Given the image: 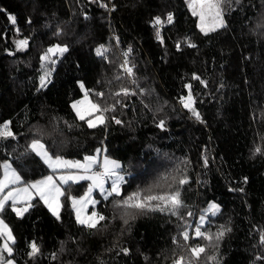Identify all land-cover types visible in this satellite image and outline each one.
<instances>
[{"label": "trees", "instance_id": "1", "mask_svg": "<svg viewBox=\"0 0 264 264\" xmlns=\"http://www.w3.org/2000/svg\"><path fill=\"white\" fill-rule=\"evenodd\" d=\"M100 2L108 0H0V124L11 122L15 134L14 139H0V165L11 163L22 181L31 183L47 174L28 148L34 138L42 139L53 156L70 160L82 161L102 147L125 166L124 197L166 174L171 183L179 167L189 178L181 190L186 205L181 215L191 225L190 237L209 201L220 205V213L208 217L206 229H232L220 241L218 253L207 248L199 264H211L207 256L214 254L221 264H264L255 259L264 255L259 243L264 230V154H252L256 146L264 150V29L257 28L264 22V0L233 3L225 17L229 27L208 36L197 28L186 0H111L114 11L100 7ZM169 12L174 23L161 28L162 44L151 21ZM184 38L197 47H187ZM20 39L29 41L23 51L16 49ZM54 44L67 45L69 51L59 57L51 83L38 91L40 55ZM99 45L110 49L112 63L96 55ZM129 47L139 87L151 94L120 97L127 106L107 113L105 126L90 129L71 107L84 95L78 82L105 92V106L114 103L110 93L121 87L138 92L127 78L114 79L121 72L122 52ZM193 73L207 87L193 80ZM188 84L203 123L180 102L189 94ZM113 115L123 123L116 124ZM161 119L164 129L157 127ZM38 130L44 134L38 136ZM85 187V182L75 184L72 194L81 195ZM95 197L96 211L109 217L97 229L77 223L67 198L61 200L60 220L39 199L23 217L8 205L2 218L16 239L15 264H172L176 256L191 255L172 242L177 236L184 244L179 236L184 221L157 211L137 214L125 226L118 216L112 219V198ZM32 241L40 252L29 258ZM189 244L208 242L190 239ZM122 248L129 249L127 255Z\"/></svg>", "mask_w": 264, "mask_h": 264}, {"label": "snow or ice", "instance_id": "2", "mask_svg": "<svg viewBox=\"0 0 264 264\" xmlns=\"http://www.w3.org/2000/svg\"><path fill=\"white\" fill-rule=\"evenodd\" d=\"M93 2H96V0H93ZM110 3L111 0H108V3L100 2V7L109 11H114L115 5L113 4L112 7L109 8ZM186 3L191 14L198 18L197 28L204 36H208L210 33L226 30L229 27L225 18L226 13L231 9L233 3L239 5L241 0H186ZM225 5H227V8ZM10 19L15 23L14 17H10ZM29 23H31V20H29ZM173 23L174 16L171 12L167 13L166 19H162L161 16L153 17L151 25L156 29V39L162 44L163 37L160 29L165 24L171 25ZM257 28L264 29V22L258 23ZM60 34L61 32L58 30L56 35L59 36ZM116 42L117 46H119V38H116ZM15 43L17 51H23L29 46L28 39H20ZM183 43L190 48L197 47L189 38H184ZM176 48L178 51L181 50V41L176 42ZM68 51L67 45L54 44L49 46L40 55L42 74L39 77L38 91L46 88L47 85L51 83V75L52 72L55 71V65L59 57H62ZM109 51L110 49L105 45H99L95 49L98 57L112 63V61H109L107 55ZM132 52L133 49L131 47L122 52L124 59L123 63L119 65L121 72L117 74L114 79L120 82L127 78L131 84L137 86L138 92L132 88L121 87L119 90L110 93L114 99V103L105 106L102 103L106 95L105 92H96L95 90L86 89L83 82H78L81 90L84 92V96L83 99L73 102L71 107L75 111L77 118L80 121H84L88 128L93 129L99 126H105L108 120L107 113H114L117 110V106L126 107L127 105L123 103L120 97L151 94L144 88L139 87L136 72L134 71L136 65L131 59ZM12 54L11 52L9 53V55ZM192 79L199 81L201 85L207 87V82L201 79L199 75L193 73ZM185 87L189 89V94L186 97H180V102L185 109H188L192 113L197 121L203 123L201 114L194 107L195 98L191 91L192 86L188 84L185 85ZM91 96L99 97L100 100H93L90 98ZM145 107H147V105H145ZM111 119L116 124L123 123L122 120L116 118L114 115ZM10 123L9 121H5L3 124H0V139H7L9 137L15 138V134L10 128ZM157 127L164 129L165 121L163 119L159 120ZM43 134V130H38V136H42ZM28 148L32 153H35L36 156L41 158L43 163L51 169L52 174L31 183H24L21 174L16 168L12 167L11 163L5 162L0 165V168L3 169V174L0 175V213L6 210L10 202L12 211L15 212L18 217H23L30 208L34 207L32 201L38 197L40 201H43L51 214L57 220H60V210L63 207L61 197H64L68 191V188H65V186L70 187L71 184L87 180L91 181V183L84 196L78 198L68 196L67 199L71 201L72 207L76 212L77 223L88 229H97L102 221L109 220V217L97 211H92L85 216L81 215L83 209L89 204L95 207V205L99 203V201L91 197L93 189H98L105 201L112 198L111 206L114 213L112 219L118 216L125 226L129 225L130 221L135 220L137 214L146 215L150 212L157 211L175 216L184 221V217L181 215V209L185 208L186 205L181 198V190L184 185L189 183V178L179 167L174 170L177 175H171V183L168 182L169 175L166 174L148 188L135 191L124 197L122 196L121 187L127 182L124 174L125 166L122 165L120 161L110 158L106 154V149L98 148L96 149V154L85 155L81 161L66 160L60 155L53 156L40 138H34L28 145ZM102 153L105 154L101 160L100 156ZM252 154L253 156L264 154V150H262L260 146H256ZM203 162L204 166L207 167L208 160L206 157ZM182 163L187 164L190 162L183 161ZM57 172L61 174L56 175ZM108 181L111 182L110 190L105 188V183ZM244 183H247V177L244 178ZM21 184H23V186L18 187V185ZM177 184L179 187H174V185ZM165 186L167 190H164ZM233 190L235 189H230V191ZM238 190L243 192V188ZM22 203L27 206H17ZM78 204L79 207H77ZM219 213L220 205L215 201H209L208 206L202 210L194 227V235L191 237L189 234V227H191V225H188V222L184 221L186 226L179 233V236L183 238L184 244H180L177 236H173L172 242L177 245L182 252L187 251L190 252L191 255L186 256L181 254L176 256L172 264H199L201 255L207 254V248L209 247L215 248L218 253L220 241H222L225 235L230 233L232 229L221 225L216 232H211L207 230L205 226L209 223L208 217H215ZM187 215L191 217L193 213L189 211ZM190 239H203L207 241L208 244L192 247L189 244ZM15 243L16 239L12 230L3 219H0V264H15L12 258L14 253L13 245H15ZM259 243L261 246H264V230L259 233ZM29 248V258H34L40 252V248L35 241L30 242ZM121 251L127 255L129 249L122 248ZM5 253L7 256H5ZM53 259H55V254H53ZM207 259L211 264H221V258H218V255H208ZM255 259L257 261H262L264 260V255H257Z\"/></svg>", "mask_w": 264, "mask_h": 264}, {"label": "rangeland", "instance_id": "3", "mask_svg": "<svg viewBox=\"0 0 264 264\" xmlns=\"http://www.w3.org/2000/svg\"><path fill=\"white\" fill-rule=\"evenodd\" d=\"M197 21H198V18H197ZM84 93V92H83ZM83 96L84 95H82V97L79 99V100H81V99H83ZM79 100H77V101H79ZM73 104V103H72ZM71 104V105H72ZM73 109V108H72ZM74 111V110H73ZM74 113H75V111H74ZM86 124V123H85ZM100 149H103L102 147L100 148ZM95 154H96V152H95ZM103 155H104V153H102L101 154V156H100V159L102 160V158H103ZM40 158V157H39ZM41 159V158H40ZM64 159H66V158H64ZM66 160H70V159H66ZM42 161V160H41ZM43 162V161H42ZM5 163V162H4ZM9 163V162H8ZM3 164V163H2ZM1 164V165H2ZM45 166H46V168H47V174L46 175H44L43 177H45V176H47V175H50V174H52V172H51V169H49L48 167H47V165L46 164H44ZM3 174V169L1 168V175ZM61 173L60 172H57L56 173V175H60ZM43 177H41V178H39V179H37V180H40V179H42ZM36 181V180H35ZM33 182V181H32ZM81 182H85L86 183V187L84 188V190H83V193L81 194V195H78L77 196V198L78 197H82V196H84V194L87 192V190H88V186H89V184L91 183V181H87V180H82V181H79L78 183H81ZM78 183H76V184H78ZM110 181H108V182H106L105 183V188L106 189H109L110 190ZM23 186V184H21V185H18V187H22ZM74 186H75V184H71V186L69 187V186H65V188H68V191H67V193H66V195L64 196V197H61V200L63 199V198H67L68 196H74L73 194H72V189L74 188ZM95 195L96 196H98V197H100L101 199H103V196L101 195V193L99 192V190L98 189H93V191H92V193H91V197H92V199H95V200H97L96 199V197H95ZM75 197V196H74ZM35 199H39L38 197H36ZM35 199H33V200H35ZM69 200V199H68ZM70 201V200H69ZM98 201V200H97ZM42 203H43V201H41ZM71 202V201H70ZM44 204V203H43ZM45 205V204H44ZM97 205V204H96ZM96 205H95V207H93L91 204H89L86 208H84L83 209V211H82V213H81V215L82 216H85V215H88V214H90L92 211H96ZM9 206H10V202H9ZM18 207H25V206H27L26 204H18L17 205ZM11 207V206H10ZM77 207H79V204L77 205ZM12 209V208H11ZM73 210V215H74V218H75V220H76V212H75V210L74 209H72ZM0 219H3L2 218V213H0ZM5 222V221H4ZM5 255H7L6 253H5Z\"/></svg>", "mask_w": 264, "mask_h": 264}, {"label": "built area", "instance_id": "4", "mask_svg": "<svg viewBox=\"0 0 264 264\" xmlns=\"http://www.w3.org/2000/svg\"><path fill=\"white\" fill-rule=\"evenodd\" d=\"M162 18V17H161ZM162 19H166V16L164 17V18H162ZM165 26V25H164ZM161 30V29H160ZM123 57V56H122ZM98 170V169H97Z\"/></svg>", "mask_w": 264, "mask_h": 264}, {"label": "water", "instance_id": "5", "mask_svg": "<svg viewBox=\"0 0 264 264\" xmlns=\"http://www.w3.org/2000/svg\"><path fill=\"white\" fill-rule=\"evenodd\" d=\"M88 1V0H87ZM71 206H72V203H71ZM73 208V207H72Z\"/></svg>", "mask_w": 264, "mask_h": 264}]
</instances>
